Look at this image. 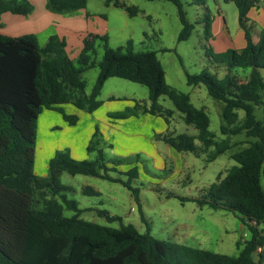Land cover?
Listing matches in <instances>:
<instances>
[{
    "label": "trees",
    "instance_id": "obj_1",
    "mask_svg": "<svg viewBox=\"0 0 264 264\" xmlns=\"http://www.w3.org/2000/svg\"><path fill=\"white\" fill-rule=\"evenodd\" d=\"M154 1V0H146ZM173 4L182 26L178 40H186L192 25L188 23L183 0H162ZM206 0H189L190 5H204ZM237 9L239 27L244 31L245 46L241 50L227 49L218 55L207 53L216 72L203 69L196 75L185 74L188 86L203 85L207 94L223 104L219 131L222 136L244 133L247 146L229 155L235 162L226 174L204 189L200 206L213 210H228L246 225L249 237L237 256L159 240L149 231L140 233L131 224H123L118 216L105 210L96 214L106 222H119L118 228L101 226L79 219L82 210L63 192L69 187L59 182L62 173L71 176L96 177L120 183L131 191L135 200L137 189L128 181L137 175L135 168L117 171L121 163L109 160L100 148L94 133L86 145V153H95L91 161H76L67 152H56L48 161L46 178L33 173L37 119L43 110H58L71 104L86 113H93L102 102L98 99L103 84L119 78L144 86L148 91V106L134 103L131 109L108 115L116 119L136 117L139 113L161 117L166 123L172 111L164 109L158 100L166 96L181 113L183 122L196 130L195 135L179 134L159 137L177 152L206 154V162L215 160L231 147L226 139L215 140L209 131V117L203 109L192 105L188 95L165 82V74L154 51L135 52L131 40L116 49L107 45L105 35H88L82 40L78 55L72 59L66 43L56 35L43 47L34 35L7 37L0 34V264H263L257 248L264 246V28L253 42L246 25L247 12L255 0H231ZM88 0H45L47 11L70 15L85 10ZM105 5L120 7L130 16L138 11L116 0H104ZM33 5L28 0H0V15L10 13L28 16ZM210 15L206 12L205 19ZM208 25V23H206ZM102 44V55L96 57V46ZM98 68L89 93L82 74ZM241 72V74L239 73ZM113 100V99H111ZM262 108L261 118L255 109ZM243 112L240 125L230 127ZM70 125L76 117L64 113ZM110 165V166H109ZM124 174L128 181L109 173ZM84 195L97 196L90 187ZM59 197V200L58 198ZM73 212L63 216V209ZM141 220L143 218L141 217ZM259 255L255 260L253 255Z\"/></svg>",
    "mask_w": 264,
    "mask_h": 264
},
{
    "label": "rangeland",
    "instance_id": "obj_2",
    "mask_svg": "<svg viewBox=\"0 0 264 264\" xmlns=\"http://www.w3.org/2000/svg\"><path fill=\"white\" fill-rule=\"evenodd\" d=\"M116 1L126 7H134L138 12L130 17L123 8L105 5L104 0H88L85 12L91 15L93 27L89 35H105L107 45L113 49L124 47L126 41L131 40L135 52L154 51L164 71L165 82L176 91L188 95L194 107L203 109L209 117V131L214 134L215 140L220 142L226 139L231 148L215 160L206 162V154L197 157L192 153L177 152L165 144L159 137L196 134L192 126L183 122L181 113L166 96H161L158 103L172 111L169 122L154 116L151 119L153 122L148 125L152 129L148 131L142 129L144 119H139L141 113L126 119L109 117L131 109L134 103L149 105L148 91L144 86L110 78L103 84L98 97L102 105L89 137L97 133L105 158L121 162L116 167L118 172L136 169V177L129 181L124 174H109L128 181L133 189H137L138 198L135 200L131 191L120 183L67 173L59 177V182L70 189L63 195L76 202L78 209L82 210L79 219L84 221L118 228V221L108 223L96 214V210H105L110 215L118 216L123 224L133 225L140 233L149 231L156 239L237 256L243 241L249 237L246 225L233 212L200 206L197 200L201 199L204 189L215 182L218 175L223 177L235 165L229 155L246 147L249 139L244 133L222 136L219 128L224 124L221 118L223 104L212 99L203 85L188 86L185 77V74L196 75L203 69L216 72L218 78L223 75L224 70L213 68L207 53H222L218 52L221 45L225 46V50L230 49L227 34L234 37L240 29L237 9L230 0H206L204 5H190L189 0H183L185 16L192 30L186 40L179 41L182 26L176 7L170 2ZM206 12L210 15L209 20H204ZM256 29L259 30V27ZM102 52V44H99L96 46L97 59H100ZM72 53L71 50V57ZM97 74V67L82 74L86 93L90 92ZM57 108V111H42L37 119L33 165L37 178L47 177L48 161L56 152H67L76 161L95 158V153H86L84 143L80 142L86 136L85 126L74 127L76 123L70 125L60 113L66 115L65 108ZM236 114L237 118L230 127L242 122L243 112L237 111ZM255 115L261 118L262 108H256ZM69 116L76 117L78 121L77 116ZM261 184L264 188V179ZM84 187L92 188L98 195H84L81 192ZM72 215V211L63 209V216ZM259 229L264 231V224Z\"/></svg>",
    "mask_w": 264,
    "mask_h": 264
},
{
    "label": "crops",
    "instance_id": "obj_3",
    "mask_svg": "<svg viewBox=\"0 0 264 264\" xmlns=\"http://www.w3.org/2000/svg\"><path fill=\"white\" fill-rule=\"evenodd\" d=\"M28 1L33 5V11L30 15L26 17L10 13H3L0 15V34L7 37H20L32 34L36 37L37 42L41 47L45 45L50 36L56 35L65 41L68 55L71 50L73 51V57L70 55L69 57L74 59L81 50L82 40L85 38L84 35H89L93 28L91 26L92 21L90 20L91 17H89V12L81 10L70 15H58L46 10L45 0ZM230 2L233 3L231 0ZM246 19V25L249 27L251 39L253 42H256L260 30L264 28V0H255L253 7L247 12ZM256 27H259V30H257ZM226 41L230 49L241 50L245 46L244 31L240 28L234 37L227 34ZM224 50L225 46L221 45L218 52L223 53ZM59 106L65 108L66 115L69 116L72 114L77 116L78 121L74 127H78L79 125L85 126V135L87 137L85 136L81 138L82 140L80 139V142L82 144L84 143L85 151L86 143L90 138L89 136L96 122V115L101 107L93 113L88 114L75 108L71 104H62ZM152 117L154 116L148 114H142L140 116L139 119H144L142 127L143 131L152 129V127L148 126L153 122V120H151ZM253 256H256L257 258L259 255L254 254ZM260 256H262L261 260L264 264V248Z\"/></svg>",
    "mask_w": 264,
    "mask_h": 264
},
{
    "label": "built area",
    "instance_id": "obj_4",
    "mask_svg": "<svg viewBox=\"0 0 264 264\" xmlns=\"http://www.w3.org/2000/svg\"><path fill=\"white\" fill-rule=\"evenodd\" d=\"M263 248H264V246H263V247H259V248H257L256 253H260V252H262Z\"/></svg>",
    "mask_w": 264,
    "mask_h": 264
}]
</instances>
